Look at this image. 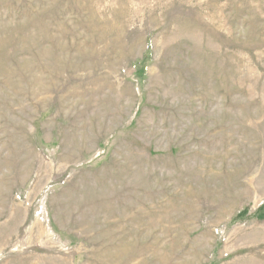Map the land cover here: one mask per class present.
Returning <instances> with one entry per match:
<instances>
[{
  "label": "rangeland",
  "instance_id": "obj_1",
  "mask_svg": "<svg viewBox=\"0 0 264 264\" xmlns=\"http://www.w3.org/2000/svg\"><path fill=\"white\" fill-rule=\"evenodd\" d=\"M0 264H264V0H0Z\"/></svg>",
  "mask_w": 264,
  "mask_h": 264
}]
</instances>
